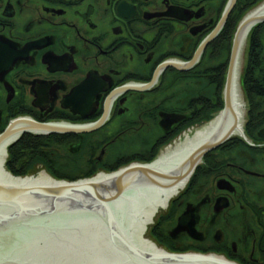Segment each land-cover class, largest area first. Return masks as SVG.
Wrapping results in <instances>:
<instances>
[{
    "label": "flooded vegetation",
    "instance_id": "obj_1",
    "mask_svg": "<svg viewBox=\"0 0 264 264\" xmlns=\"http://www.w3.org/2000/svg\"><path fill=\"white\" fill-rule=\"evenodd\" d=\"M263 1L237 0L214 42L224 43L238 18ZM228 2L0 0V130L14 118L85 127L107 115L89 133L25 134L16 149L30 155L21 157V168L112 170L152 155L196 118L197 87L191 89L183 75L206 82L212 68L210 62L205 69L182 73L163 66L191 58ZM258 29L255 36L264 32ZM161 67L151 87L136 90L150 84ZM89 77L100 84L79 87ZM243 88L250 97L243 120L246 140L228 142L223 163L211 166L214 178L203 179L179 199L177 218L166 221L163 245L210 252L201 243L213 231L225 243L217 246L228 261L264 264V137H259L264 73L249 77ZM206 91L210 101V83ZM25 136L32 138L30 148L21 143ZM219 180L225 190L218 188ZM186 215L189 223L178 227V217Z\"/></svg>",
    "mask_w": 264,
    "mask_h": 264
},
{
    "label": "water",
    "instance_id": "obj_2",
    "mask_svg": "<svg viewBox=\"0 0 264 264\" xmlns=\"http://www.w3.org/2000/svg\"><path fill=\"white\" fill-rule=\"evenodd\" d=\"M234 3L235 0L229 1L220 22L190 61L166 63L163 67L183 72L193 68L222 29ZM262 22L264 5L244 18L236 29L225 70L222 111L213 112L212 120L191 128L170 152H163L152 163L133 164L74 182L57 181L44 174L35 177L46 171L40 166L29 170L28 177H15L4 164L7 149L23 134L89 133L98 129L107 115L85 127L42 124L30 119L10 121L0 133V264H233L215 255L164 252L165 247L149 231L158 216L166 215L170 205L163 209L186 186L205 155L235 134L244 138L241 125L246 97L241 80L247 45L241 58L240 53L248 32ZM163 67L150 84L136 90L151 87ZM87 84L100 82L89 77L79 87ZM259 136L264 137V129ZM173 142L165 144L159 153ZM217 186L225 190V181H219ZM189 220L188 215L182 216L179 225L185 226Z\"/></svg>",
    "mask_w": 264,
    "mask_h": 264
},
{
    "label": "trees",
    "instance_id": "obj_3",
    "mask_svg": "<svg viewBox=\"0 0 264 264\" xmlns=\"http://www.w3.org/2000/svg\"><path fill=\"white\" fill-rule=\"evenodd\" d=\"M233 30H234V27L230 28V34L228 35V37L224 43L214 42L212 44V47H213V65H214L211 68L212 70L210 71L211 72L210 83H211L212 88H213L212 99L209 101V100H207V98L204 97L206 95L207 91L203 92V93L198 92L196 119L193 122H191L190 124L194 123V124L199 125V124L209 120L211 118L212 113L218 109H221V107H222L221 91H222V85H223V80H224V73L226 70L225 68L227 66V59H228L229 52H230L231 36H232ZM255 32L256 31H254V36H255ZM220 58H223V60H222L221 64L217 66L218 60ZM206 61H207V59L204 58L202 60L201 65L204 66L206 64ZM203 69H205V68H203ZM252 70H256V71L252 72ZM263 71H264V39H261V37H259V36H255L251 40V47H250V52H249V63H248V70H247V74H246V79H249V77H251V79H252V77L261 76L262 75L261 72H263ZM183 76L186 79L185 82L187 84H189L191 89L195 85V83H193V82H196L199 80L198 79L199 76H194L193 74H190V73L185 74ZM199 90H201V89H199ZM202 90H205L204 87L202 88ZM202 96H203V98H202ZM32 142L33 141H32V138L30 136H25V138H23V140L21 141V143H23L25 146H27L29 148H30ZM18 143L14 144L13 146H11L8 149V155L9 156H8V160L6 163V168L8 171H10L14 175H24L28 171L21 168V166L19 165V163H20L19 160L21 159V157H25V156L30 155V152L19 153L18 150L16 149L19 145ZM223 149H224V147L220 148L219 150L222 151ZM154 155H155V152L147 160H151L154 157ZM209 157H210V155H208L206 157L205 164L197 169L195 175L191 179V182H190L188 188H190L191 185L198 182L205 174L210 172L209 171L210 168L208 167V166H211L210 161H209ZM52 174L55 175L56 173L52 172ZM91 174H93V172L88 173V174H84V176L87 177ZM55 176H57V174ZM57 177H59V176H57ZM59 178H65V177H59ZM175 202L176 201H174L173 204ZM160 218H164V217L161 216ZM158 222H160V219L158 220ZM152 234L154 236H156V234L157 235L159 234L158 232H156V227L152 228Z\"/></svg>",
    "mask_w": 264,
    "mask_h": 264
},
{
    "label": "rangeland",
    "instance_id": "obj_4",
    "mask_svg": "<svg viewBox=\"0 0 264 264\" xmlns=\"http://www.w3.org/2000/svg\"><path fill=\"white\" fill-rule=\"evenodd\" d=\"M227 63H228V60H227ZM226 68H227V66H226ZM225 68V69H226ZM244 72H245V70H244ZM243 75H244V73H243ZM241 82H242V80H241ZM245 97L246 98H250V97H247L246 96V94H245ZM251 99H254L253 97L251 98ZM218 110H220V109H218ZM217 111V110H216ZM212 116V115H211ZM214 116H212L210 119H212ZM251 117V116H250ZM248 118V117H247ZM208 121V120H207ZM248 121V120H247ZM215 154L216 153H214V156H213V158L212 159H214L215 158ZM5 168H6V166H5ZM67 169H62V168H59L58 170H60V171H75L76 173H80L79 171H77L76 170V167L75 166H73V165H70V166H68V167H66ZM9 172V171H8ZM201 176V175H200ZM58 180V179H57ZM195 187L194 188H198L197 187V184H195L194 185ZM170 206H171V203H170ZM170 208V207H169ZM169 210V209H168ZM168 212V211H167ZM162 215H160V216H158V219H160V222H158V219H157V223L153 226V227H156V232H158L159 234L157 235L156 234V236H154L153 234H152V228L150 229V231H149V234L158 242V243H160V241H161V239H162V236H163V231L162 230H164V227L163 226H161L160 224H161V222L163 221V218H160ZM208 233V235L206 236V239H205V241H203L201 244L202 245H205L206 247H209V248H212L214 251H219V248H218V246H217V244L218 245H220V246H225V243H223V242H218L217 241V239H215V233L212 231V232H207ZM163 240H165V242H168V239H167V237H163Z\"/></svg>",
    "mask_w": 264,
    "mask_h": 264
}]
</instances>
